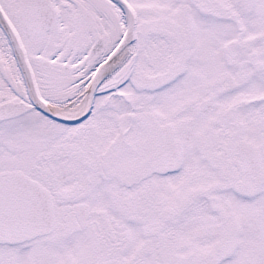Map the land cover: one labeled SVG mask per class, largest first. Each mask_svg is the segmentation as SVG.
I'll use <instances>...</instances> for the list:
<instances>
[{"label": "snow or ice", "instance_id": "obj_1", "mask_svg": "<svg viewBox=\"0 0 264 264\" xmlns=\"http://www.w3.org/2000/svg\"><path fill=\"white\" fill-rule=\"evenodd\" d=\"M0 264H264V0H0Z\"/></svg>", "mask_w": 264, "mask_h": 264}]
</instances>
